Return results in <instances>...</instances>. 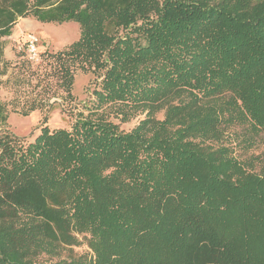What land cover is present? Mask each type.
Instances as JSON below:
<instances>
[{"label": "trees", "instance_id": "1", "mask_svg": "<svg viewBox=\"0 0 264 264\" xmlns=\"http://www.w3.org/2000/svg\"><path fill=\"white\" fill-rule=\"evenodd\" d=\"M28 16L79 37L6 59ZM48 63L89 96L17 137ZM0 264H264V0H0Z\"/></svg>", "mask_w": 264, "mask_h": 264}, {"label": "rangeland", "instance_id": "2", "mask_svg": "<svg viewBox=\"0 0 264 264\" xmlns=\"http://www.w3.org/2000/svg\"><path fill=\"white\" fill-rule=\"evenodd\" d=\"M17 27H13V34L6 38V51L5 58L9 60H16L18 57L22 59L27 57L24 43L29 34L36 37L35 49L38 58L31 60L33 67L39 63V54L45 50L54 52L63 49L79 37V27L75 22L65 23H52V22H39L35 18L28 16L20 18L17 21ZM19 46H22L19 49ZM19 54V55H17ZM42 73L37 75L34 72H28L29 81L21 85V90L27 94H39L44 98L45 108L43 110H34L28 115H20L17 113H10L7 121L6 128L15 136L20 138L32 139L40 130L43 124V117H46L45 125L49 129L62 128L68 129L73 121L64 109L71 110V106L78 104V101L86 100L90 93V87L94 82V76L90 71H82L78 69L74 74L73 85L71 89L72 98L68 97L63 86L60 85L59 79L55 74L56 69L54 65H42ZM52 68V69H51ZM2 95L6 91L1 92ZM57 102L59 105H54L47 109L50 104ZM113 115V114H112ZM143 115L135 116L128 122L116 123L119 124V129L129 130L138 123V120ZM261 150V149H260ZM259 151V150H257ZM256 151V152H257ZM77 252L82 253L87 251L86 245H81L76 249Z\"/></svg>", "mask_w": 264, "mask_h": 264}, {"label": "built area", "instance_id": "3", "mask_svg": "<svg viewBox=\"0 0 264 264\" xmlns=\"http://www.w3.org/2000/svg\"><path fill=\"white\" fill-rule=\"evenodd\" d=\"M36 37L33 34H29L27 36V39L24 43L25 50L27 53V58L31 60H36L38 58L37 51L35 49L36 44ZM22 46H19V49H21Z\"/></svg>", "mask_w": 264, "mask_h": 264}, {"label": "crops", "instance_id": "4", "mask_svg": "<svg viewBox=\"0 0 264 264\" xmlns=\"http://www.w3.org/2000/svg\"><path fill=\"white\" fill-rule=\"evenodd\" d=\"M18 23L16 22L15 26L17 27Z\"/></svg>", "mask_w": 264, "mask_h": 264}]
</instances>
